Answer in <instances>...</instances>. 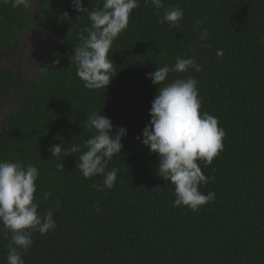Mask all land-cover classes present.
<instances>
[{"label": "trees", "instance_id": "1", "mask_svg": "<svg viewBox=\"0 0 264 264\" xmlns=\"http://www.w3.org/2000/svg\"><path fill=\"white\" fill-rule=\"evenodd\" d=\"M82 2L89 10L103 6V0ZM31 4L15 8L0 0V111L11 98L16 103L0 134V161L39 169L38 211L51 208L56 222L46 234L32 233V246L21 250L24 264H264V0H163L159 10L140 0L109 53L117 76L99 90L84 86L71 60L81 30L91 26L87 13L74 11L72 0ZM173 7L183 9V19L161 25ZM65 11L71 22L60 21ZM32 28L43 32L48 49L42 58L31 55L42 65L25 81L4 58ZM188 57L201 70L172 72L166 83L195 78L201 115L216 117L225 132L213 162L198 161L208 178L199 191L215 193L198 211L174 206V186L157 174L159 156L141 142L159 90L147 74ZM92 112L111 119L113 134L127 130L121 153L108 164L118 169L117 180L103 191L92 187H103V176L86 179L76 168L78 154L49 152L62 143L86 150ZM60 163L63 171L56 170ZM9 240L0 225V264H7Z\"/></svg>", "mask_w": 264, "mask_h": 264}, {"label": "clouds", "instance_id": "2", "mask_svg": "<svg viewBox=\"0 0 264 264\" xmlns=\"http://www.w3.org/2000/svg\"><path fill=\"white\" fill-rule=\"evenodd\" d=\"M139 3L140 0H103L102 8L89 10L83 6L82 0H72L74 11L87 13L91 25L81 30L80 44L73 48L74 55L71 56L76 65V75L87 89L108 88L117 76L109 53L113 42L128 28L130 16ZM145 3H151L157 10L164 6L163 0H145ZM11 4L15 8H29L31 0H11ZM183 16V9L173 7L166 10L158 22L176 26ZM59 19L71 22L67 11ZM207 35L205 29L202 39ZM216 55L223 58V50L217 49ZM59 63V59L54 60L53 66ZM190 69L201 70L195 58H177L173 66H158L154 72L147 74L159 90L152 101L151 120L143 130V139L140 136L137 139L152 154L159 156L157 174L174 186V206L198 211L201 206L215 200L214 192L204 194L199 191L200 185L207 183L208 178L202 173L198 161L203 162L205 167L213 162L223 149L225 132L218 127L216 117L207 111L201 115L198 81L195 78L188 76L166 83L170 73H186ZM86 122L87 127L93 130L91 138L83 141L86 150L81 151V145L75 143L70 147L62 143L53 144L49 152L53 158L78 154L76 168L84 178L98 175L104 178L103 187L99 184L92 187L98 191H103L104 187L111 189L117 180L118 169L108 170V164L114 155L121 153L122 139L126 137L127 130L119 127L113 134L111 119L96 112L87 114ZM56 170L63 171V163L57 164ZM38 175L39 169L33 165L25 167L21 162L0 161V225L5 238L10 236L7 264H24L21 250L26 253L32 246V233L35 231L43 235L56 227L51 208L43 214L38 211L40 205L35 201ZM159 189L153 188L152 192ZM50 195L45 193L44 200L47 201ZM59 207L60 202L57 201V210Z\"/></svg>", "mask_w": 264, "mask_h": 264}, {"label": "rangeland", "instance_id": "3", "mask_svg": "<svg viewBox=\"0 0 264 264\" xmlns=\"http://www.w3.org/2000/svg\"><path fill=\"white\" fill-rule=\"evenodd\" d=\"M31 7H33V4H31ZM47 49V42L43 32L40 29L32 28L29 35L19 47L6 53L4 63L6 66L14 68L20 79L30 81L42 65L41 59L32 60L31 55L34 52H38L42 58ZM15 106V98L13 97L0 111V134L7 121V117L12 113Z\"/></svg>", "mask_w": 264, "mask_h": 264}]
</instances>
